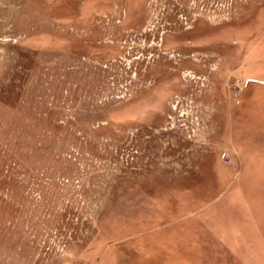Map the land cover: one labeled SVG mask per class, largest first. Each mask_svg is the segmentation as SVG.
I'll use <instances>...</instances> for the list:
<instances>
[{
    "label": "rangeland",
    "instance_id": "rangeland-1",
    "mask_svg": "<svg viewBox=\"0 0 264 264\" xmlns=\"http://www.w3.org/2000/svg\"><path fill=\"white\" fill-rule=\"evenodd\" d=\"M0 264H264V0H0Z\"/></svg>",
    "mask_w": 264,
    "mask_h": 264
}]
</instances>
